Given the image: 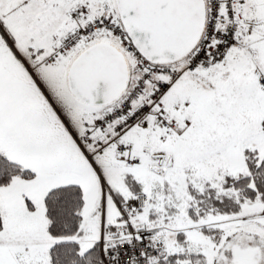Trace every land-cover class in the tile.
Returning <instances> with one entry per match:
<instances>
[{"label":"snow or ice","instance_id":"obj_1","mask_svg":"<svg viewBox=\"0 0 264 264\" xmlns=\"http://www.w3.org/2000/svg\"><path fill=\"white\" fill-rule=\"evenodd\" d=\"M0 264H264V0H0Z\"/></svg>","mask_w":264,"mask_h":264}]
</instances>
